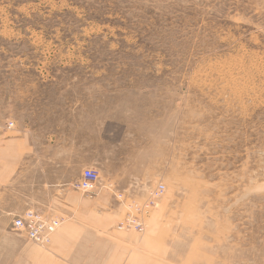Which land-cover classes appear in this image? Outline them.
Wrapping results in <instances>:
<instances>
[{
  "label": "rangeland",
  "instance_id": "obj_1",
  "mask_svg": "<svg viewBox=\"0 0 264 264\" xmlns=\"http://www.w3.org/2000/svg\"><path fill=\"white\" fill-rule=\"evenodd\" d=\"M117 94L161 149L160 180L129 215H43L60 222L43 248L0 215V264H264V0H0L5 139L25 111Z\"/></svg>",
  "mask_w": 264,
  "mask_h": 264
},
{
  "label": "crops",
  "instance_id": "obj_2",
  "mask_svg": "<svg viewBox=\"0 0 264 264\" xmlns=\"http://www.w3.org/2000/svg\"><path fill=\"white\" fill-rule=\"evenodd\" d=\"M125 97H108V109L94 110L96 97L87 110L68 115L52 111L38 122L25 111L24 119L14 120L8 140L1 129L0 215L34 212L63 220L83 213L122 216L143 203L147 184L162 175V154L160 148L145 150L140 144L146 120L131 116L129 96ZM69 115L75 122L66 133L64 119ZM149 133L154 134V128ZM66 168H74L75 174L67 175ZM86 168L101 175L96 192L89 196L72 188Z\"/></svg>",
  "mask_w": 264,
  "mask_h": 264
},
{
  "label": "built area",
  "instance_id": "obj_3",
  "mask_svg": "<svg viewBox=\"0 0 264 264\" xmlns=\"http://www.w3.org/2000/svg\"><path fill=\"white\" fill-rule=\"evenodd\" d=\"M98 183L99 175L96 170L87 168L83 170L80 179L72 184V188L84 194L92 195L97 189ZM163 192L164 187L162 185L149 191L148 201L144 205V210L146 211L151 208V206L155 204V201L161 197ZM135 222L136 220L133 219V216H129L122 225L124 227L118 229H133L134 226H137ZM59 225L60 222L56 219L47 218L42 214L34 212H27L21 216L14 217L11 223V228L13 231L22 234V236H24L29 242L43 248L50 243L52 235L55 233Z\"/></svg>",
  "mask_w": 264,
  "mask_h": 264
}]
</instances>
